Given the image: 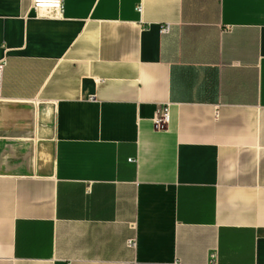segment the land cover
I'll list each match as a JSON object with an SVG mask.
<instances>
[{
  "label": "crops",
  "instance_id": "obj_1",
  "mask_svg": "<svg viewBox=\"0 0 264 264\" xmlns=\"http://www.w3.org/2000/svg\"><path fill=\"white\" fill-rule=\"evenodd\" d=\"M33 1L0 0V264H264V0Z\"/></svg>",
  "mask_w": 264,
  "mask_h": 264
},
{
  "label": "built area",
  "instance_id": "obj_2",
  "mask_svg": "<svg viewBox=\"0 0 264 264\" xmlns=\"http://www.w3.org/2000/svg\"><path fill=\"white\" fill-rule=\"evenodd\" d=\"M34 8L36 10L40 9H50V10H56V11H62L63 10V0H34L33 1ZM162 33H168L170 31V27L168 26H162ZM5 64L0 63V78L2 75V71L4 69ZM169 108L164 107L161 113V116L156 119V123H166L169 120Z\"/></svg>",
  "mask_w": 264,
  "mask_h": 264
}]
</instances>
